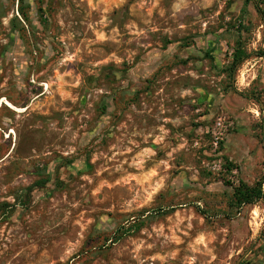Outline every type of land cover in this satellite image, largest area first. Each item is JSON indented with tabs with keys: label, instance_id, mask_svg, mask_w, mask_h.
Returning a JSON list of instances; mask_svg holds the SVG:
<instances>
[{
	"label": "rangeland",
	"instance_id": "obj_1",
	"mask_svg": "<svg viewBox=\"0 0 264 264\" xmlns=\"http://www.w3.org/2000/svg\"><path fill=\"white\" fill-rule=\"evenodd\" d=\"M0 264H264V0H0Z\"/></svg>",
	"mask_w": 264,
	"mask_h": 264
},
{
	"label": "trees",
	"instance_id": "obj_2",
	"mask_svg": "<svg viewBox=\"0 0 264 264\" xmlns=\"http://www.w3.org/2000/svg\"><path fill=\"white\" fill-rule=\"evenodd\" d=\"M256 10L261 13L258 6H256ZM246 58L247 57L244 56L241 52L235 53L233 55L232 62L230 65V69L232 70V72L236 71L246 60ZM261 197V183H258L254 187H247L245 184L241 183L239 187L234 191L235 205L238 208H241L244 205H254Z\"/></svg>",
	"mask_w": 264,
	"mask_h": 264
},
{
	"label": "built area",
	"instance_id": "obj_3",
	"mask_svg": "<svg viewBox=\"0 0 264 264\" xmlns=\"http://www.w3.org/2000/svg\"><path fill=\"white\" fill-rule=\"evenodd\" d=\"M218 125H220V124H218Z\"/></svg>",
	"mask_w": 264,
	"mask_h": 264
}]
</instances>
